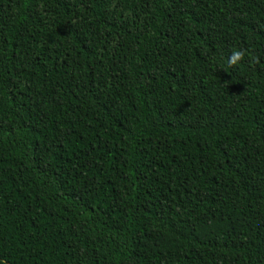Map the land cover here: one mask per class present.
Wrapping results in <instances>:
<instances>
[{
  "label": "trees",
  "instance_id": "16d2710c",
  "mask_svg": "<svg viewBox=\"0 0 264 264\" xmlns=\"http://www.w3.org/2000/svg\"><path fill=\"white\" fill-rule=\"evenodd\" d=\"M0 264H264V0H0Z\"/></svg>",
  "mask_w": 264,
  "mask_h": 264
},
{
  "label": "clouds",
  "instance_id": "9594fccd",
  "mask_svg": "<svg viewBox=\"0 0 264 264\" xmlns=\"http://www.w3.org/2000/svg\"><path fill=\"white\" fill-rule=\"evenodd\" d=\"M246 55H250V53H247L244 49H234L230 57H228L227 63L230 67L238 65L245 59Z\"/></svg>",
  "mask_w": 264,
  "mask_h": 264
}]
</instances>
